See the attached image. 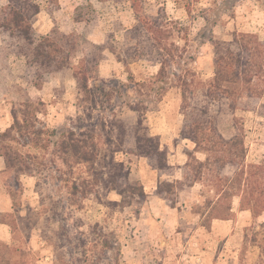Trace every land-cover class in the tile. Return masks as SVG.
<instances>
[{
  "label": "rangeland",
  "instance_id": "1",
  "mask_svg": "<svg viewBox=\"0 0 264 264\" xmlns=\"http://www.w3.org/2000/svg\"><path fill=\"white\" fill-rule=\"evenodd\" d=\"M186 3L187 0H146L144 9L148 14L165 11L172 19L188 25L192 38L207 24L206 18H211L212 12L194 8L193 17L188 16ZM197 6L208 5L201 1ZM32 23L41 34L56 27L67 33H85L95 44H88L84 52L77 49L73 62L78 65L85 53L90 58L102 57L94 65L88 85L110 93L114 116L103 94H96L94 110L80 106L75 82L68 77L62 84L50 78L36 87L27 74L24 58L0 50V131L12 122V108L18 110L29 97L42 102L38 105L37 127L69 126L79 132L80 116L86 125L84 137L89 146H96L102 159L100 164L70 170L55 159L54 147L46 152L25 147L22 151L36 152L47 169L40 175L23 174L15 179L13 174L4 175L0 157V220L4 221L0 222V264H264V213L252 217L249 210L240 211L239 198L234 197L230 218L208 221L192 206L213 196L202 184L185 187L175 207L155 192L159 181L181 177L186 151L193 148V143L180 135L184 92L176 81L179 76L190 79L194 74L210 79L211 46L206 43L196 48L189 41L185 51L183 33L164 39L159 52L168 59L166 72L174 75L175 85L156 94L149 78L158 72L159 65L132 59L134 49L126 30L135 24V16L128 3L58 0V9L51 13L42 9ZM214 30L224 39L230 38L232 31L253 32L264 39V0H238L231 10L221 14ZM172 54L173 60L169 57ZM177 54L183 58L175 57ZM117 94H122L126 102L146 106L141 112L142 127L158 138L171 166L161 173L148 157L125 150L115 153V160L122 161L128 171L127 182L143 186L142 200L133 196L122 201L116 190L109 191L104 184L108 168L103 166L110 159L104 137L109 130L106 120L122 122L127 130L135 127L138 120V113L123 107ZM263 103L264 95L256 106L246 104L248 109L235 113L243 124L246 162L264 159V109L259 108ZM229 124L224 114L220 125L224 133L230 130ZM111 135L115 143V130ZM54 159L56 163L51 165L49 160ZM101 166L100 199L94 198V191L86 197L69 193L72 179L77 178L83 187V178L92 180L97 176L95 169ZM86 186L92 188L90 184Z\"/></svg>",
  "mask_w": 264,
  "mask_h": 264
},
{
  "label": "trees",
  "instance_id": "2",
  "mask_svg": "<svg viewBox=\"0 0 264 264\" xmlns=\"http://www.w3.org/2000/svg\"><path fill=\"white\" fill-rule=\"evenodd\" d=\"M112 1L128 3L135 16V24L126 30L131 48L134 49L132 59H143L159 65L158 72L149 78L156 94L175 85L174 75L166 72L168 59L159 52V45L164 39L183 33L185 51L189 41L195 43L196 48L206 43L211 46L212 77L203 80L194 74L190 79L179 76L176 81L184 92V121L180 135L182 139L192 142L193 148L186 151L187 160L180 167L181 177L159 181L155 192L171 207H175L178 203L177 196L185 187L191 189L200 183L213 192L212 198L204 199L201 204H192L195 212L204 219L211 221L230 218L234 197L239 198L240 210H249L252 217L262 215L264 159L259 163L246 162L243 124L235 113L238 109H248L246 104L247 107L256 106L264 95V39L256 33L240 31H232L229 33L230 38L224 39L214 30L221 14L231 10L238 0H187L184 7L188 16L193 17L194 8L199 12L206 9L212 12V17L206 18L207 24L192 38H189V26L172 19L165 11L146 13V0ZM201 1H205L208 6H197ZM42 9L54 12L58 9V0H4L0 5V50L24 58L27 74L36 87L50 78H57L62 84L64 78L68 77L75 82L80 106L86 110H94L98 102L96 94H103L107 104L110 103L109 111L113 113L110 93L104 88L88 85L92 69L102 57L90 58L85 53L78 65L73 62L77 49L82 48L84 52L88 44H95L89 42L85 33H67L56 27L46 34L39 33L32 20ZM96 47L100 48L101 45ZM171 56L173 60L174 55H169ZM175 57L183 58L182 54ZM117 98L121 99L119 101L123 107L138 113V120L130 130L122 122L106 120L109 130L104 137L105 144L110 147V159L103 166L108 168L104 184L108 185L109 191L116 190L122 201L133 196L142 200L145 197L143 186L127 182L128 171L122 161L115 160V153L125 150L148 157L155 162V168L161 173L171 166L167 163L166 150L160 148L158 138L142 127L141 112L146 106H141L138 102H126L122 94H117ZM39 104L42 102L29 97L24 99L18 110L12 108L10 125L0 131V156L5 162L4 175L13 174V178L18 179L23 174L40 175L47 169L36 152H23L22 148L25 147L42 152H46L50 146L54 147L52 153H55V159L70 170L100 164L101 153L95 145L89 146L84 137L87 134L86 125L80 116L79 132L69 126L53 129L37 127ZM260 107L264 109V103L259 104ZM224 114L228 115L230 121L227 133L220 127ZM104 124L103 120V126ZM113 130L115 143L111 135ZM197 153L203 156H197ZM55 159L49 160L51 165L56 163ZM103 167L95 169L97 176L92 180L83 178V187L77 178L72 179L69 193H81L86 197L94 191V198L100 199L98 186L103 188ZM86 184H90L92 188L88 189Z\"/></svg>",
  "mask_w": 264,
  "mask_h": 264
},
{
  "label": "crops",
  "instance_id": "3",
  "mask_svg": "<svg viewBox=\"0 0 264 264\" xmlns=\"http://www.w3.org/2000/svg\"><path fill=\"white\" fill-rule=\"evenodd\" d=\"M3 3H4V0H2V3H1L0 5H2ZM8 126H9V125H8ZM8 126H7V127H8ZM7 127H6V128H7ZM6 128H5V129H6ZM0 157L2 158V163H3V165H4V168L2 169V172H3L4 169H5V162H4L3 157H2V156H0ZM28 176H31V175H28ZM193 187H194V186H193ZM239 210H240V209H239ZM240 211H243V212L245 211V212H246V210H240Z\"/></svg>",
  "mask_w": 264,
  "mask_h": 264
}]
</instances>
